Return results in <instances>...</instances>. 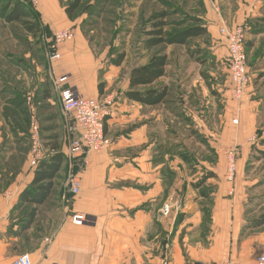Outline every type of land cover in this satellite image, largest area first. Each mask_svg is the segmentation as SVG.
I'll list each match as a JSON object with an SVG mask.
<instances>
[{
  "label": "crops",
  "instance_id": "crops-1",
  "mask_svg": "<svg viewBox=\"0 0 264 264\" xmlns=\"http://www.w3.org/2000/svg\"><path fill=\"white\" fill-rule=\"evenodd\" d=\"M198 2L197 16L205 21L209 32L203 48L212 55L209 61L206 58L204 63L196 60L190 64L207 66L205 68L210 65L211 70H203L199 78L192 81L183 79L181 75H185L188 63L179 58L174 62L173 78L167 77L168 66L167 76L152 86H170L167 103L151 107L125 97L130 71L125 79H121V67L104 66L84 37L78 21L67 17L58 0H39L37 10L49 29L52 32L73 29L75 38L59 48L61 60L51 62L52 66L31 60V113L34 110L36 117L37 111L44 112L46 117L54 115L65 128L72 127L73 130L74 122L69 119L70 124L69 116L62 108V90L71 89L81 97L113 94L116 103L106 120V135L111 145L102 153L66 162L56 179L53 194L39 206L33 225L27 231H21L20 224H27V212L33 206L20 205V197L32 183L35 170L31 169L28 160L27 123L22 119L26 116V99L24 95L22 99L19 88H8V85H29L30 80L23 71H20L23 75L17 74L16 81L0 73V85H6L4 89L0 87V264H8L23 252L30 254L34 264H165L166 261L168 264H218L227 256L250 263L264 256V231L261 230L264 226L242 236L245 225L242 195H234L230 204L227 193L217 195L210 213L213 224L203 236L192 235L203 219L194 200H186L183 208L179 206L183 197L177 196L173 189L165 195L168 189L165 172L176 178L171 167L174 165L172 158L177 161L175 157H179L185 164L179 154L181 133L189 140L202 137L204 128L205 133L220 134L217 136L226 147H250L255 136L258 138L256 123H252L254 116L248 120L253 109L244 108L253 93L248 96L249 89L240 101L233 99L227 69L221 67L228 55V41L221 30L238 25L251 29L250 25L264 24V0ZM261 37L264 34L259 31H247L251 64ZM49 41L46 39L47 43ZM172 48L176 47L168 49ZM143 52L147 57H137L132 67L148 63L150 55ZM210 63H214L213 66ZM251 64L250 70H253L255 66ZM3 68L1 64L0 70ZM254 72L264 77V67ZM65 75H70L68 81L59 84V79ZM100 84H103L102 88ZM46 88L49 89L47 97L44 94ZM12 100L14 104H10ZM204 101L205 109L201 106ZM10 109L17 118L12 116ZM211 110L215 119H211L212 122H218L219 117L218 126L210 125ZM231 116L237 117L232 123ZM206 138L202 137L201 141L209 144ZM223 163L218 175L226 180L224 160ZM238 164L240 167V160ZM176 165H180L179 162ZM74 175L80 181L77 194L70 192L68 184ZM168 203L173 206L171 217L163 216V207ZM178 208L182 209V214H187L185 218L175 214ZM76 214L86 217L82 226L72 223ZM165 231L169 233L168 238ZM235 246L245 255L235 253Z\"/></svg>",
  "mask_w": 264,
  "mask_h": 264
},
{
  "label": "rangeland",
  "instance_id": "rangeland-1",
  "mask_svg": "<svg viewBox=\"0 0 264 264\" xmlns=\"http://www.w3.org/2000/svg\"><path fill=\"white\" fill-rule=\"evenodd\" d=\"M17 1L20 0H0V65L2 64V66L4 67L3 69H1L2 71L0 70V73L5 74L10 80L14 81H16V76L23 75L20 71L26 72L28 74L27 76L30 80L29 85H17L15 83L13 85L12 83V85H8V88L11 87L14 89H20L21 93H23L21 94L22 99L24 95L26 99L25 102L27 103V108L24 109V112L27 113V117L31 118L33 115V113H31V60H34L38 64H42L44 66H52V63L50 61L49 49L44 39L39 38L35 40L32 38L33 41H31V35L27 34L22 29V27L16 24H6L1 18L2 12L5 9L6 5ZM73 1L74 0H58L59 4L61 5L60 7L63 9H66V7L69 6ZM98 1L99 0H84L80 12L77 13L78 18L76 20L78 21L77 23L82 30L84 37L87 41L90 42L96 56L102 60L101 62L104 66H109V62H111L113 58L115 59L117 54H119L120 52H126V56L128 58L120 68L121 71L117 70L118 72H121V74L119 73L121 79H125L128 75V72L134 65L133 60H136L137 57H147V54L141 51L140 48L142 46L140 47V44L142 40L145 39L144 32L149 28L147 25L144 26V24H146V21L148 20L152 12L167 10L171 14L169 18V21L172 24L170 27V31H174L193 25V23L189 20L190 18L197 16L198 12L200 11L199 2L193 0H109V3L102 16L90 20L89 13L95 7ZM179 24L183 25L179 27ZM259 26L261 28L259 32L264 34V24H260ZM206 43L207 38L198 39L192 41L187 48H172L171 50L168 49L167 53L170 57V63L167 77L173 78V72L175 70L174 62L176 60H179V58L181 61L183 60L184 62L188 63L185 65L187 67V69L185 70V75H181L183 79L189 78V81H192L193 79H198V75H201L203 70L205 72H207L208 69L211 70L210 65H208V68H205L207 66L190 64L191 62H195L198 58L191 57L190 54L192 52H197V56L199 55V53H201V56L199 58H205L206 56L207 60L209 61L212 54L210 51H207L203 48V45ZM259 43L260 46L259 48H257L253 55V64L249 62L248 55V69L251 79V83L248 88V91L249 89L251 91L248 96H250L252 93L253 95L252 97L247 98L244 108L246 109L250 107L251 109H253L252 111H250L253 115L250 114L248 120H251L254 116V118L252 119V123H256V127L258 130L257 136L258 133H262L263 138L264 77L260 75L259 72L254 71L260 69L261 67H264V37L260 39ZM227 57L224 60V65H221L224 70L228 68ZM210 64L211 66H213L212 64L214 63ZM250 64L251 66H255L253 70H250ZM223 73H225V71H223ZM189 74L192 75L188 77ZM166 80L168 82V79H165V81ZM170 83L171 81H169V84ZM5 86V84L0 85V87H3V89ZM198 89L199 88L197 86V95L199 93ZM106 96L110 95H101L100 98ZM111 96L114 95L112 94ZM114 98L116 103V96H114ZM18 99L19 98L15 99V101L18 102ZM232 101L235 100L232 99ZM29 102L30 105L28 104ZM243 104L244 100L241 106ZM229 105L232 106L231 104ZM10 106L15 107V105ZM201 106L202 108L206 107V102L204 101ZM10 111L13 112L12 116L14 118L18 117V115L14 114L13 109H10ZM212 112L214 111L211 110V113L209 115L210 118L208 119L210 120V125L213 124V127H215L214 125L218 126L219 124V117L217 116L218 122H212ZM231 113L234 114L233 112ZM23 116L24 117L22 119H25V115ZM46 116L47 115H45L44 112L40 113V111H37L36 119L41 130L43 145L45 143V138L48 136L46 132L47 128L50 126H56L55 132L57 134H60V139L63 145L69 147L70 142L74 138H76L75 134H72V127L68 130V128H65V125L60 124L58 120L54 122L47 121L48 117ZM229 118H231V123L234 119H237V117L234 116H231ZM69 119L71 120L70 117L68 118V121ZM69 122L70 124L72 123L71 121ZM208 124L209 122L208 120H206L205 125L208 126ZM25 129L26 143L30 148V123H27ZM202 130L203 132H201L202 134H204L202 135V137H207L206 142L208 141L209 144L203 143L201 141L202 137L199 136H195V138L187 140L184 137L186 136V134L180 132V140L182 145L180 146L179 154L181 152L182 154H185L189 161H184L185 164H183L179 157H175L177 158V161L176 159L172 158L174 165H172L171 167L176 172V178L174 176L172 177L171 175L173 174H171L170 172H165L166 175L164 176L165 180L168 182V184H165L166 186H168V189L165 190V195L166 191L168 193L170 189H173L174 192H176L177 196L183 197V199L181 198L182 200H179V206L184 208L183 205L186 200L190 202L194 200L193 203L199 208H197V210L200 212L202 211L201 213L203 219L200 223L201 226H199L192 232V235L195 236H203L205 232L207 233L210 224H213L211 222L210 213L213 204L216 203L217 195L219 193H227L229 204L231 203L230 199H233L236 195H242L240 197V200H242L243 202L242 205L244 210V226H247L253 220L259 218V216L264 213V159L260 157L259 153L260 151H264V146L260 144L261 138H256L255 136L254 141L250 142L252 144L250 147H226L225 145H223V143H221L217 136L220 134H211L209 132L205 133L204 128ZM230 152H234L235 154L236 172L232 180H229L228 178L226 180H222L218 174L222 165L224 164L223 160L225 162V166L227 169L226 171L228 173V157ZM239 160L241 161L240 167L238 164ZM177 162H179L180 165H176ZM214 172L216 173L215 177L206 179L208 174ZM204 179L205 182L203 181ZM232 190L233 193L230 194ZM181 211L182 209L180 208L178 211H175V214L177 212V216L181 217V215H183V217L185 218L187 214H182ZM261 230L264 231V227ZM248 231L252 230H247V232L242 233V236H245L247 233L249 234L250 232ZM165 237H169V233H167L166 231ZM233 250L235 253L237 252L239 254L245 255L244 251H242L238 246L233 247ZM27 253L28 252H23L22 255ZM231 255L234 256V253H231ZM233 258L235 259V257ZM165 263L168 264V261H166Z\"/></svg>",
  "mask_w": 264,
  "mask_h": 264
},
{
  "label": "trees",
  "instance_id": "trees-1",
  "mask_svg": "<svg viewBox=\"0 0 264 264\" xmlns=\"http://www.w3.org/2000/svg\"><path fill=\"white\" fill-rule=\"evenodd\" d=\"M83 2L84 0H74L66 7L65 12L70 20L74 21L78 18L77 13L80 12ZM108 3L109 0H99L90 11L89 19L93 20V18L101 17ZM200 6L202 5L200 4ZM36 9L37 8H33L27 0H20L6 5L1 18L6 24L19 25L27 34L31 35L33 39L36 40L40 38L46 41V39L51 38L52 31L43 22L40 12ZM170 15L171 14L167 10L154 11L146 21V24H144V26L147 25L149 28L144 32L145 39L142 40L140 44V47H142L140 49L141 51H146L150 55V58L146 65H137L131 68L129 73V90L125 93V97L128 100L151 107L167 103V99L171 94L170 86H152L161 78L167 76V68L170 63V57L167 53L168 48H187L192 41L206 39L209 36L205 21L198 16L190 18L189 21L192 22L193 25L180 30L170 31L172 25L169 21ZM182 25L183 24H179V27ZM250 27L251 29L249 27H246V29L247 31L251 30L252 33L261 30L258 24L253 26L250 25ZM47 46L49 47V43H47ZM196 54L197 52H192L190 55L191 57H198L196 59L197 62L204 63L205 61L203 59H206V56L205 58H199L201 53H199L198 56ZM125 59L126 52H120L115 59L113 58L111 62H109V66L120 68L125 62ZM102 86L103 84H100L101 88ZM48 91V88L44 90L45 97H47ZM10 104H14V100H12ZM25 120V123H30V117H27V113ZM47 121L54 122L57 120L54 115H51L47 118ZM55 127L56 126H50L47 128L46 132L48 136L45 138L44 143L47 155L35 168H31L35 170L34 179L20 197V205L28 204L33 206L29 212H27L29 218L27 224H20L21 231H27L31 228L33 225L31 223L38 213L39 206L46 203L53 194L56 179L59 177L64 164L69 162L65 153L67 146L63 145L60 134L55 132ZM258 137L261 138L260 144L264 146V137L262 138V133H258ZM29 151L30 148L28 149V155ZM259 153L260 157L264 159V151H260ZM180 155L185 161H189L185 154L181 152ZM213 177H215V174L211 173L208 174L206 179ZM203 181L205 182V179ZM263 226L264 213L247 226H244L242 233L247 232V230H256Z\"/></svg>",
  "mask_w": 264,
  "mask_h": 264
},
{
  "label": "built area",
  "instance_id": "built-area-1",
  "mask_svg": "<svg viewBox=\"0 0 264 264\" xmlns=\"http://www.w3.org/2000/svg\"><path fill=\"white\" fill-rule=\"evenodd\" d=\"M33 7L39 6V0H27ZM221 33L228 39L227 69L231 84V94L233 99L240 101L244 98L251 83L248 69L247 54V29L245 25L236 26L230 30H221ZM75 38L73 29H58L52 32L49 41V56L51 62L61 60L59 48ZM70 75H65L59 79L62 84L68 81ZM61 104L64 112L74 122V138L69 147L66 148V156L69 160H78L90 154H99L107 150L111 141L106 135L105 127L107 117L115 105L114 96L81 97L71 89L61 91ZM30 118V151L28 160L31 168H35L46 156L41 130L36 119L34 110ZM237 124V121H234ZM229 169L227 178L232 180L236 172V161L234 152L229 153ZM80 181L77 176L69 179L70 192L77 194L80 188ZM180 208H178L179 210ZM173 210L171 203L163 207V216H170ZM86 222L83 214H76L72 217V223L82 226ZM8 264H34L30 254H23ZM167 264V263H165ZM218 264H264V256H259L250 263L235 261L230 256Z\"/></svg>",
  "mask_w": 264,
  "mask_h": 264
}]
</instances>
